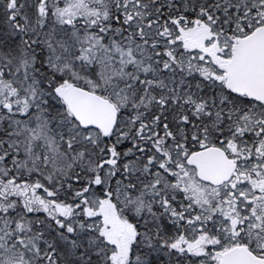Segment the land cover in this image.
Segmentation results:
<instances>
[{
	"label": "snow or ice",
	"instance_id": "1",
	"mask_svg": "<svg viewBox=\"0 0 264 264\" xmlns=\"http://www.w3.org/2000/svg\"><path fill=\"white\" fill-rule=\"evenodd\" d=\"M0 264H264V0H0Z\"/></svg>",
	"mask_w": 264,
	"mask_h": 264
}]
</instances>
